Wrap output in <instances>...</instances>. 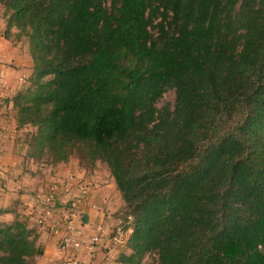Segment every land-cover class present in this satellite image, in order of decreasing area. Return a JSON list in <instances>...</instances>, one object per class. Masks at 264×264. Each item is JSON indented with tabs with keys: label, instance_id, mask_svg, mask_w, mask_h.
<instances>
[{
	"label": "trees",
	"instance_id": "1",
	"mask_svg": "<svg viewBox=\"0 0 264 264\" xmlns=\"http://www.w3.org/2000/svg\"><path fill=\"white\" fill-rule=\"evenodd\" d=\"M0 3L34 58L20 124L107 163L132 261L264 264V0ZM32 234L0 221V264H34Z\"/></svg>",
	"mask_w": 264,
	"mask_h": 264
},
{
	"label": "rangeland",
	"instance_id": "2",
	"mask_svg": "<svg viewBox=\"0 0 264 264\" xmlns=\"http://www.w3.org/2000/svg\"><path fill=\"white\" fill-rule=\"evenodd\" d=\"M9 16L4 5L0 3V33L4 37L8 29L7 20ZM11 29L10 38L5 37L6 40L9 41L8 43L19 47L22 53L33 61L34 58L31 53L30 44L28 43V37L25 35L19 36V31L15 26ZM31 78L26 86H21L20 92L18 93L19 95L17 94V100L27 94V90L32 86ZM11 96H13V94ZM16 99L15 101L12 99L14 101L12 104L9 105V102L6 104L7 109L10 110V116L17 120L15 124L16 128L13 123L12 125L8 123L7 129L10 132L16 133V140L18 145H20V152L18 154L21 158V165L18 168L21 167L23 171L22 173L20 171L21 174L17 175L12 168L7 167L9 178L14 179L16 183L14 184V191L8 190L12 193L11 197L9 196L2 200L1 198L4 195H0V221L10 223L18 219L27 223L28 228L32 229V235H34V233L37 235L38 244L43 247V253L34 259V264H36L37 259L45 252V243L50 239L59 240L57 245L60 250H66V248L70 246L65 245L64 242V227H67L70 218L75 225L77 224L76 221L79 223L78 219L80 218L79 215H81L79 214V209H82V204H80V206L76 207V211L74 210L73 198L75 199V197L81 196L84 199L83 202H86L88 198L90 199L95 195V191L99 188L98 185L102 189L103 184L111 183L109 186L107 185L105 187L110 191V196H112L114 204L113 207L115 209L117 208L118 214L121 215L123 210L125 211L127 207L125 208L122 206L124 205L122 204L123 198L120 196L110 167L104 161H91L88 157L74 154L67 161L52 162L49 150L45 148L40 150L38 147V126L20 124L19 121L22 110L20 106L17 105ZM174 100L175 92L174 89H171L164 94L158 106L161 107L166 102L173 103ZM22 101L24 102V100ZM47 180L50 181V184L45 186ZM19 182H25V185ZM36 183L43 185L39 187L35 185ZM13 193H15V195H13ZM94 205H96V203H94ZM105 207H107V203L102 200V203L99 204V212L102 210L105 212ZM8 208L12 210L3 214L2 210H7ZM73 212H75V216L71 217ZM99 216V219L102 220H98L94 225H91L89 228V232L90 230L91 232H87L90 235L88 240H86L88 241L87 248L89 247V249H91V247L101 242V240L104 242H109L110 240L115 243L113 245H117L116 242L119 243L123 241H125V244H128L130 235L128 234V236L127 232H125L124 236L120 237V233L118 232L119 228H124V224H127V221L123 220L121 224L117 226V223H120L119 221L114 220V222H106L103 221L104 218H102V213H99ZM129 228L133 229L130 226ZM96 234L99 236V240L93 242L92 238ZM81 235L82 233L78 232L76 228L71 231V237L79 241V247L74 246L76 249H80L83 246V236ZM128 250L133 254V250L130 247ZM155 260V254H146L141 260L135 258L136 262H134V264H152ZM73 262L75 264H80V262L85 264L82 260L80 261L75 258H73Z\"/></svg>",
	"mask_w": 264,
	"mask_h": 264
},
{
	"label": "crops",
	"instance_id": "3",
	"mask_svg": "<svg viewBox=\"0 0 264 264\" xmlns=\"http://www.w3.org/2000/svg\"><path fill=\"white\" fill-rule=\"evenodd\" d=\"M8 42L9 41H7L0 33V174H2L0 175V195H4L1 198L2 200L9 196L11 197L12 193L9 191L15 190L14 184L16 181L9 178L10 176L7 172V167L12 168L17 175L21 174L23 171L21 167L18 168L21 165V158L18 154L20 152V145H18L16 140V133L10 132L7 129L8 123H10V125L13 123L15 126L17 120L10 116V110L7 109L6 104L9 102L10 105L15 101L17 94L20 92L21 86H26L34 71V62L22 53V50L19 47L11 45ZM12 94L13 96H11ZM19 183L25 185V182ZM45 183L46 186L50 184V181L47 180ZM110 184L111 183L103 184L102 189L98 185L100 190L98 188L95 191V195L90 199L88 198L86 202H83L82 209H79V214H81L78 219L79 223L78 221H76V225L73 223L72 229L74 230V228H76L78 232L82 233L83 246L80 249H76L73 245H70L66 250H60L57 245L59 240L50 239L45 243V252L37 259L36 264H75L73 258L80 261L82 260L85 264H134L135 261H132L131 257L132 253L128 250L129 246L124 243L125 241L119 243L116 242L117 245H113L115 243L110 240L109 242L101 240V242L91 247V249H89V247L87 248L88 241L86 240L90 237L88 233L91 232V230L89 232V228L98 220H102L99 219V213L103 214V221H119L120 223H117V226L123 221L122 215L118 214L117 208L115 209L113 207L114 204L109 189L105 187ZM35 185L42 187L43 184L36 183ZM13 195H15V193H13ZM102 200L107 203L105 212L104 210L99 212V204L102 203ZM94 203H96V205H94ZM122 204L124 203L122 202ZM9 210L12 209L8 208L7 210H3V214ZM86 214H88L87 222L84 221ZM124 225L127 226L126 224ZM127 227V235H131L133 229L129 228V226ZM64 230L65 235H67L70 230L69 225L64 227Z\"/></svg>",
	"mask_w": 264,
	"mask_h": 264
},
{
	"label": "built area",
	"instance_id": "4",
	"mask_svg": "<svg viewBox=\"0 0 264 264\" xmlns=\"http://www.w3.org/2000/svg\"><path fill=\"white\" fill-rule=\"evenodd\" d=\"M73 200H74V202H73V204H74V210L76 211V207L77 206H80V204H82L83 203V198L81 197V196H79V197H75V199L73 198ZM74 217L75 216V212H73L72 214H71V217ZM70 218V217H69ZM68 225H69V228H70V230H69V233L67 234V235H65V245H73V246H75V247H79V241H77V240H75L73 237H71V231H73V220L70 218L69 220H68ZM100 230H101V227H100ZM118 232L120 233V237H123L124 236V233L125 232H127V229H124V228H119L118 229ZM97 240H99V236L96 234L93 238H92V241L93 242H96ZM80 264H82V263H80Z\"/></svg>",
	"mask_w": 264,
	"mask_h": 264
},
{
	"label": "water",
	"instance_id": "5",
	"mask_svg": "<svg viewBox=\"0 0 264 264\" xmlns=\"http://www.w3.org/2000/svg\"><path fill=\"white\" fill-rule=\"evenodd\" d=\"M84 221H85V222L88 221V214L85 215Z\"/></svg>",
	"mask_w": 264,
	"mask_h": 264
}]
</instances>
